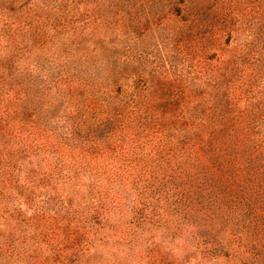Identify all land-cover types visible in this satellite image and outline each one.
Instances as JSON below:
<instances>
[{
	"label": "trees",
	"instance_id": "1",
	"mask_svg": "<svg viewBox=\"0 0 264 264\" xmlns=\"http://www.w3.org/2000/svg\"><path fill=\"white\" fill-rule=\"evenodd\" d=\"M0 264H264V0H0Z\"/></svg>",
	"mask_w": 264,
	"mask_h": 264
}]
</instances>
